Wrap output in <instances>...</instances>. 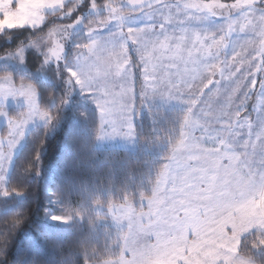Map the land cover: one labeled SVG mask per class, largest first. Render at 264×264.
<instances>
[{
	"label": "snow or ice",
	"instance_id": "snow-or-ice-1",
	"mask_svg": "<svg viewBox=\"0 0 264 264\" xmlns=\"http://www.w3.org/2000/svg\"><path fill=\"white\" fill-rule=\"evenodd\" d=\"M66 2L73 5L66 13L74 21L72 28L86 22L83 13L89 6L97 16L107 15L108 24L114 26L107 36L91 29L90 42L84 46L88 56L78 58L80 69L90 76H95L92 69H100L109 81L110 86L105 87L110 107L117 108L121 100L135 96L137 80L147 88L160 84L167 73L166 88L197 79L202 83L201 116L205 111L215 113L212 119L220 125L219 131L213 130L217 142L223 134L231 139L234 129L224 121L230 123L236 113L251 108L258 119H264V0H9L11 7L30 17ZM81 4L84 7L78 8ZM125 9L132 11L121 15ZM218 18L225 23L216 25ZM209 21L215 25L209 27ZM97 23L103 21L97 19ZM23 26L4 24L0 31ZM249 33L254 40L247 38ZM63 54L62 46L50 52L54 59ZM15 55L23 60L22 49ZM66 71L70 77L79 74L77 67ZM243 120L238 117L237 125ZM18 131V127L10 129V136ZM198 131H203V126L193 121L186 147L174 162L176 176L161 193L164 201H154L153 227L162 241L172 231L182 233L188 226L195 227L198 235L206 233L208 221L218 211L264 225V144L257 148L249 145L243 155L228 143L220 145L223 151L205 152L198 146ZM16 195L22 192L17 189ZM66 220L53 215L43 223ZM38 237L39 233H32L33 240L39 242ZM260 246L264 247V239Z\"/></svg>",
	"mask_w": 264,
	"mask_h": 264
},
{
	"label": "trees",
	"instance_id": "trees-1",
	"mask_svg": "<svg viewBox=\"0 0 264 264\" xmlns=\"http://www.w3.org/2000/svg\"><path fill=\"white\" fill-rule=\"evenodd\" d=\"M72 6L66 3L63 10L47 13L41 26L0 31V56L27 47V70L2 64L0 75L32 83L39 106L51 115L49 122L27 133L8 179L12 194L0 196V264H98L119 257L126 229L96 207L131 202L141 208V200L154 194L184 132L185 109L147 106L135 121L134 149L97 146L99 113L88 100L71 95L78 90L71 88L66 71L80 49L74 41H83L88 21L96 15L89 13L83 27L72 34L63 62L45 63L31 48L57 25L73 21L62 15ZM9 111L15 116L13 107ZM17 189L22 195L14 193ZM51 215L73 218L43 223ZM33 232L39 233V242L33 240ZM258 239H264V232L244 237L240 253L264 264Z\"/></svg>",
	"mask_w": 264,
	"mask_h": 264
},
{
	"label": "rangeland",
	"instance_id": "rangeland-1",
	"mask_svg": "<svg viewBox=\"0 0 264 264\" xmlns=\"http://www.w3.org/2000/svg\"><path fill=\"white\" fill-rule=\"evenodd\" d=\"M228 1V2H227ZM107 2V0L105 1ZM225 3L234 2V0H222ZM67 3V2H66ZM65 3V4H66ZM64 4V5H65ZM64 8V7H63ZM63 8L55 5L43 9L38 17H30L22 15L10 6L9 0H0V26L4 24L15 25L23 24L24 26L38 27L41 26L46 19V14L63 10ZM80 8V7H79ZM132 10L125 9L121 15H128ZM67 12L63 13V16ZM95 14L97 18L94 21H88L83 41L75 40L77 47L80 49L73 57V64L68 67H77L78 75L68 77L71 88H75L77 92H71V95L78 94L80 98L88 100L98 111L100 118L99 135L97 137L98 147H123L134 149L137 145V134L135 129V121L139 116V112L148 106H161L165 108H181L185 109L187 116L185 119V128L181 138L175 148L173 155L170 157L160 180L156 185L154 194L150 198H143L140 202L141 208L137 209L134 203H112L110 205H99L96 210L111 220L116 226L126 229L123 233V251L117 258L105 260L98 264H221L220 258H224L227 264L233 262L232 254L235 253V245L237 241V262L236 264H258L250 257L240 253L241 241L247 235L254 231L264 232V225L259 221H249L230 212L218 211L216 215L208 221L207 232L198 235L195 227H185L183 232L172 231L167 240L162 241L158 231L153 225L156 220L157 208L154 207V201L159 198L164 201L161 193L170 185L175 178L176 173L173 171L174 162L180 152L186 147V141L191 134V124L193 121L197 125L203 126V131H198L196 135L199 137V147L205 152L223 151L220 145L228 143L229 147H235L237 153L243 155L246 148L251 145L257 148L264 144V119H258L255 111L236 113L231 122L224 121L228 124L231 132V139L228 134H223L219 142L214 140L213 130L219 131L220 125L212 119L214 112H204L202 104V83L197 80L189 81L187 84H179L175 87L164 86V80L168 74H164L160 84L144 87L141 80H137L135 96L121 100L120 106L112 108L109 106L111 98L107 96L106 84L110 86L108 80L103 78L104 74L100 69H92L95 76H90L87 71L79 68V59H86L88 52L84 46L90 40L88 32L93 29H99L98 35L107 36L114 32V26L108 24L109 17L107 15L97 16V12L93 9H86L83 13L84 17L88 14ZM97 19L103 23H97ZM71 21L65 25L59 24L54 27L50 33L31 46L33 51L39 52L45 59V63H61L64 61L67 49L71 43L72 34L83 27L84 23L78 24L73 28ZM225 22L216 21V25H223ZM214 21H209L208 26L213 27ZM14 28V27H10ZM9 29V28H7ZM4 30V29H3ZM247 38L254 40L251 33ZM63 47V55L53 58L50 55L52 49L59 50ZM82 46V48L80 47ZM23 50V60L15 53ZM0 56V65H12L18 69L27 70L25 64V51L27 47L21 48ZM116 53L120 52L117 48ZM135 58V57H133ZM44 63V64H45ZM67 67V68H68ZM171 83V82H169ZM255 100V97L253 98ZM127 104V107H123ZM141 104L139 110L138 106ZM0 196H9L5 193H11L8 189V179L15 160L16 155L25 143L29 130L38 125H43L50 121V113L39 106V95L35 86L30 82H18L9 75H0ZM13 107L16 111L15 116L10 114L9 108ZM119 112V115H115ZM238 117H244L239 125L236 123ZM19 128L18 134L14 137L10 136V129ZM11 142L9 143V141ZM226 164V161H225ZM16 194V192H14ZM12 194V193H11ZM20 196V195H19ZM53 216V215H51ZM59 216V215H58ZM70 221L73 216L64 215ZM228 217H231L230 219ZM221 227L218 233L216 227ZM227 226L228 229L235 227L232 232L226 231L227 240L221 241V229ZM236 230V233L234 231ZM192 239V240H191ZM257 242L260 244V240ZM219 245V246H218ZM223 245V246H222ZM221 248H224L221 252ZM227 257L225 258L224 255ZM235 263V262H234Z\"/></svg>",
	"mask_w": 264,
	"mask_h": 264
},
{
	"label": "crops",
	"instance_id": "crops-1",
	"mask_svg": "<svg viewBox=\"0 0 264 264\" xmlns=\"http://www.w3.org/2000/svg\"><path fill=\"white\" fill-rule=\"evenodd\" d=\"M228 2V1H227ZM64 7V5L62 6V7H60V8H63ZM124 12V11H123ZM217 22L218 21H221V19H217L216 20ZM26 67V66H25ZM160 106V105H159ZM216 228H218L217 229V231H218V233H219V231H220V228L221 227H216ZM234 229H236L235 227H231V229H228L227 228V226H225L223 229H221L222 231H221V233H220V237H219V240H220V244H222L221 243V241H223V240H227L228 238H227V236H226V231H228V232H232V230H234ZM234 233H236V230L234 231ZM192 240V239H191ZM219 246V245H218ZM223 246V245H222ZM235 253L234 254H232V259L231 260H233V262H231L230 264H236V262H237V258H238V254H237V241H236V245H235ZM223 249L224 248H221V252L223 251ZM224 255V254H223ZM224 257L225 258H227L225 255H224ZM219 259L221 260V264H227L226 263V260L224 259V258H220L219 257ZM235 262V263H234Z\"/></svg>",
	"mask_w": 264,
	"mask_h": 264
}]
</instances>
